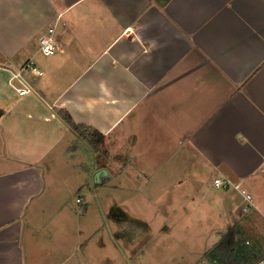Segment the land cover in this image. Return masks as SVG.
<instances>
[{
    "label": "crops",
    "instance_id": "crops-1",
    "mask_svg": "<svg viewBox=\"0 0 264 264\" xmlns=\"http://www.w3.org/2000/svg\"><path fill=\"white\" fill-rule=\"evenodd\" d=\"M53 24L46 56L39 37ZM29 60L43 75L27 73L34 92L10 98ZM61 109L103 135L95 150ZM102 167L105 181L143 176L135 190L150 204L160 190L162 228L179 224L167 207L176 196L182 213L191 181L204 202L192 217L208 218L214 245L233 232L264 252V0H0V264H87L104 242L70 201L84 203L80 181ZM111 217L153 233L117 206Z\"/></svg>",
    "mask_w": 264,
    "mask_h": 264
},
{
    "label": "rangeland",
    "instance_id": "rangeland-1",
    "mask_svg": "<svg viewBox=\"0 0 264 264\" xmlns=\"http://www.w3.org/2000/svg\"><path fill=\"white\" fill-rule=\"evenodd\" d=\"M35 89L37 90V88ZM9 91L10 98L18 94L13 88H10ZM108 147L106 152L111 158L113 147L112 145ZM110 160L112 161V158ZM74 162L80 164L77 158ZM128 172L130 174H127L126 177L116 175L110 180L100 183L92 181V183H86L85 186L86 181H80L81 186L83 185L81 192L84 197L83 204H77L75 192L72 194L70 206L73 207V213L77 219L79 217L82 219V224L85 227L81 229L84 233L88 232L92 236L91 239L96 242H101L103 239L105 245L103 248H98L101 243L90 245L87 251V264H214L208 262L202 252L204 247L212 248L216 239L215 235L210 233L209 220L204 218L205 221L202 222V225L197 227L192 217L193 213L196 217L199 216L200 212L197 209L202 208L204 203L198 204L199 197L192 194V182L186 183L185 201L183 202L185 205L182 213H179L177 217L178 213L176 212L178 211L176 209L180 207V202L176 196H173L171 209L167 207L168 216H175L173 219L180 221L179 224L172 223V227L162 228L164 215L157 210L156 205L160 206L164 202V195L159 190L156 197L151 198L153 201L156 198L157 203L150 204L147 197L138 194L135 190L137 185L141 186L143 176L130 178L133 173L130 170ZM172 193L174 194L175 191ZM181 197L182 195L179 196L180 199ZM115 206L120 208L129 218L149 222L152 225L153 233L147 232L142 233V235L137 232L127 233L125 228L114 226L111 209ZM207 215L208 213L205 212L202 217ZM73 219L75 220V217ZM201 220L203 219L201 218ZM185 222L189 223L183 225ZM245 233V236H251L248 230H245ZM74 234L77 235L75 232ZM119 234L120 238H117ZM223 237L224 235L220 240ZM148 238H151V242L145 246V241ZM193 251L201 252V254L194 255ZM259 254L264 255V252H259ZM79 255L81 254L78 252ZM72 263L84 264V261H78L77 258H74Z\"/></svg>",
    "mask_w": 264,
    "mask_h": 264
},
{
    "label": "trees",
    "instance_id": "trees-1",
    "mask_svg": "<svg viewBox=\"0 0 264 264\" xmlns=\"http://www.w3.org/2000/svg\"><path fill=\"white\" fill-rule=\"evenodd\" d=\"M58 114L65 124L94 150L96 144L103 140L101 133L90 126L76 123L66 110L61 109ZM204 256L208 262L214 264H258L264 259V255L251 250L248 244L236 239V233L233 232L224 235Z\"/></svg>",
    "mask_w": 264,
    "mask_h": 264
},
{
    "label": "built area",
    "instance_id": "built-area-1",
    "mask_svg": "<svg viewBox=\"0 0 264 264\" xmlns=\"http://www.w3.org/2000/svg\"><path fill=\"white\" fill-rule=\"evenodd\" d=\"M56 25H50L45 33L39 37V50L46 56L54 54L58 50V42L55 38ZM27 73H33L38 76H42L43 72L35 66L32 60H29L18 72L12 73L9 79V85L20 95L24 96L34 92L32 86L26 78ZM216 185L222 183L220 179L215 180ZM239 185L236 186L238 188ZM242 194L249 202H252L250 194L246 190H241ZM80 202V199H77ZM258 264H264L262 259Z\"/></svg>",
    "mask_w": 264,
    "mask_h": 264
},
{
    "label": "water",
    "instance_id": "water-1",
    "mask_svg": "<svg viewBox=\"0 0 264 264\" xmlns=\"http://www.w3.org/2000/svg\"><path fill=\"white\" fill-rule=\"evenodd\" d=\"M109 170L107 167L99 168L97 171L93 173V182L94 183H100L105 181L106 178H108Z\"/></svg>",
    "mask_w": 264,
    "mask_h": 264
}]
</instances>
